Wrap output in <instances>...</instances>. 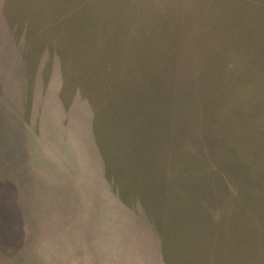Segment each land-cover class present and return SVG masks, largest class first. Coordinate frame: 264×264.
<instances>
[{
	"label": "rangeland",
	"instance_id": "rangeland-1",
	"mask_svg": "<svg viewBox=\"0 0 264 264\" xmlns=\"http://www.w3.org/2000/svg\"><path fill=\"white\" fill-rule=\"evenodd\" d=\"M0 264H264V0H0Z\"/></svg>",
	"mask_w": 264,
	"mask_h": 264
}]
</instances>
